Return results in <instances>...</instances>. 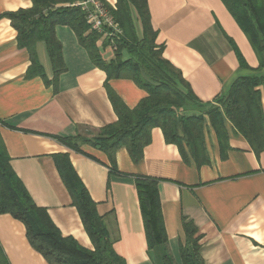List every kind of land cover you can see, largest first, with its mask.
Segmentation results:
<instances>
[{
    "label": "crops",
    "instance_id": "obj_1",
    "mask_svg": "<svg viewBox=\"0 0 264 264\" xmlns=\"http://www.w3.org/2000/svg\"><path fill=\"white\" fill-rule=\"evenodd\" d=\"M117 9V0H106ZM156 44L177 67L200 103L188 113L204 115L203 159L198 164L188 147L167 142L161 127L151 130V142L135 163L126 147L116 152L119 172H111L108 156L89 145L77 152L57 140L96 129L118 119L106 88L134 108L148 95L134 80L112 78L97 66L74 30L58 25L66 70L57 81L47 45H36L42 76L28 77L30 53L18 43V32L3 16L29 8L33 0H0V136L10 163L35 203L47 209L64 236L94 249L79 211L62 181L54 155L69 153L80 179L97 203L115 251L128 264H156L148 249L135 175L159 179L165 249L181 263L186 244L184 218L197 231L204 264H264V149L257 152L227 118L229 136L221 140L207 114L240 77L264 73L247 35L222 0H147ZM132 22L138 35L142 23L134 8ZM106 63L116 59L115 48L104 37L96 41ZM123 60L130 58L122 52ZM264 111V85L259 87ZM200 140V139H199ZM264 141V139H262ZM227 144V145H226ZM0 244L10 264H51L29 241L25 224L11 214H0Z\"/></svg>",
    "mask_w": 264,
    "mask_h": 264
},
{
    "label": "trees",
    "instance_id": "obj_2",
    "mask_svg": "<svg viewBox=\"0 0 264 264\" xmlns=\"http://www.w3.org/2000/svg\"><path fill=\"white\" fill-rule=\"evenodd\" d=\"M79 0H33L29 8L6 12L18 32V43L31 57L28 77L42 76L49 83L39 63L36 45L44 41L54 68V79L66 70L62 44L56 36L58 25H68L86 47L92 61L107 72V80L129 78L148 95L134 107H128L111 88H106L118 119L105 126L84 128L75 136H58L59 142L77 152L85 153L84 145L104 152L109 159L111 172H119L116 152L126 147L135 163L142 160L144 148L151 142V130L161 127L167 142L183 143L198 164L206 159L204 143V115L188 113L191 104L200 103L181 71L163 56V47L156 44V31L150 20L147 0H117V9L102 0L123 28V35L115 40L116 59L106 63L98 54L96 41L101 36L89 30L85 14L74 3ZM241 29L247 35L264 67V0H222ZM137 12L142 23L138 35L132 22L131 9ZM126 50L130 58L123 60ZM264 73L238 78L230 89L218 97L217 104H209L207 114L220 141L229 139L224 118L231 121L257 152L264 149V111L261 91ZM200 139V140H199ZM227 145V144H226ZM56 167L76 206L94 249L82 246L74 237L64 236L52 221L47 209L38 206L17 176L10 163L6 146L0 136V214H11L21 220L27 229L32 246L51 264H128L114 249L104 218L97 211V203L75 170L69 153L54 155ZM159 179L135 175L140 207L144 219L148 249L156 264H204L196 226L184 218L186 244L181 247V263L167 252L168 242L160 195ZM0 264H10L0 244Z\"/></svg>",
    "mask_w": 264,
    "mask_h": 264
},
{
    "label": "built area",
    "instance_id": "obj_3",
    "mask_svg": "<svg viewBox=\"0 0 264 264\" xmlns=\"http://www.w3.org/2000/svg\"><path fill=\"white\" fill-rule=\"evenodd\" d=\"M75 6L85 14L89 30L99 33L115 48V40L123 35V28L102 0H79Z\"/></svg>",
    "mask_w": 264,
    "mask_h": 264
}]
</instances>
